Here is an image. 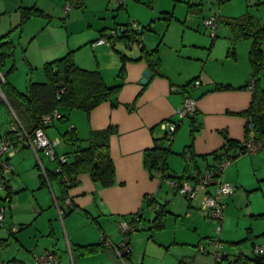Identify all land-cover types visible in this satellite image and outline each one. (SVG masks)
<instances>
[{
  "label": "crops",
  "instance_id": "0c3cea01",
  "mask_svg": "<svg viewBox=\"0 0 264 264\" xmlns=\"http://www.w3.org/2000/svg\"><path fill=\"white\" fill-rule=\"evenodd\" d=\"M51 1L57 3L56 0H49V4ZM65 1L60 0L59 7L63 13ZM71 1L76 10L73 9L66 14L69 20L64 25L66 31L63 37L56 42L40 46L41 53L33 58L29 57V61L32 65L44 67L45 63L74 51L78 66L98 71L107 86L118 88L109 100L99 104L89 115L86 113L78 115L79 121L70 118L68 124L59 125L57 131H47V128L56 123L55 119L45 128V132L49 139H58L59 143L56 146L58 154H70L76 146L64 140L63 133L66 130L74 127L80 138L78 144L85 147L88 145L87 139L91 131L115 128L116 132L110 138L109 154L115 163L116 180L114 185L104 187L89 173H80L76 176V181L65 191L57 178H45L43 183L42 172H39L37 177L35 175L32 177L34 188H30L24 180L18 181L17 187H14L17 183L15 169L26 171L27 167L34 163L32 156L36 155L30 146L20 147L19 151L22 150L17 152L15 158L13 157V174L6 176L7 195L0 200V207L6 201L9 204L13 201L15 204L0 221V227L6 231L0 232V264H33L39 254L49 251L56 254L58 264H68V257L71 264H121L113 245L102 243L101 238L103 236L110 238L112 244L120 241L122 233L117 229L125 222L139 225L140 228L136 231L146 230L150 233L149 236L155 239V232L163 231L171 221H174L176 227L174 243L196 247L202 238L211 237L213 234L214 221L202 216L201 206L204 195L213 192L214 187L200 191L191 200L182 197L169 185V179L163 178L160 169L150 171L145 166V151L153 148L158 142L161 146L169 147L171 153L167 157L168 172L179 176L192 175L196 170L204 171L209 164H213L211 153L223 147L227 140L242 141L246 138L247 117L242 112L249 108L253 98L255 88H249L252 80H255L256 85V79L253 78L254 69L250 62L252 39H235L233 30L222 20L250 15L264 22V0H249L250 3L254 2L250 5L253 6L252 10H244L245 12L238 16L218 18V23H223L229 31L219 27L222 24H217L214 30L206 26L211 32L212 44L221 33L231 37L228 56H231L234 65L228 63L226 73H221V76L216 78L207 71L208 66L205 62L202 68L194 67L190 70L185 68L176 73V60L180 55L176 49V42L165 37L171 24L169 17H172L173 13L168 9L163 8L161 11L168 14L163 17L167 22V29L163 34L154 32L151 23L143 27L144 50L157 49L160 57L158 70L152 71L148 61L142 57L143 49L139 46H128L127 40L118 39L111 47L92 46V43L108 30L128 23L131 19L129 10L133 5L116 7L111 0ZM152 1L148 0L149 3ZM40 2L41 0H19L17 3L18 27L21 23V7L35 6L44 13V16L32 17L23 25L24 32H30L31 35H37L38 28L33 26L39 23L43 25L48 19L39 20L37 17H52L51 8L44 7ZM122 8L126 10L127 21L122 17ZM47 23L43 26V31L51 20L48 19ZM79 26L84 28L83 32L77 28ZM198 46L207 47L206 44ZM197 59L203 61V58ZM206 59H212L210 53ZM147 69L151 71V76L146 83H142L143 73ZM0 71L4 73L6 82L17 88L16 81L8 78L2 67ZM260 74L257 84L262 87ZM195 80H200V84L190 86V82ZM38 81L43 82L41 79ZM183 86H187L190 96L197 99V112L194 118L181 121L174 135L170 136L160 124L166 120H177V111L182 107L185 96L176 88ZM2 98L5 99L4 95ZM7 105L14 119L15 114L9 104ZM187 120L190 136L188 129L184 128L186 137L182 149L176 145V141L179 139L178 133L183 122ZM16 124V121L10 122L9 127ZM192 129L194 146L190 150L187 147L192 142ZM7 132H0V143ZM254 135L256 133L253 130L249 132V136ZM192 152L195 158H192ZM178 153H184L186 162L182 172L174 170L177 169L175 154ZM42 155L47 157L40 152L41 163L37 160L36 166L42 168L44 172V168L53 170L56 162L47 157L50 164L46 167ZM203 155H207V159H203ZM237 160L239 159L227 167L223 175L224 181L235 185V191L225 200L227 216L222 240L239 245L249 239L253 247V242L257 238L264 239V219H254L264 218V146L252 157L255 170L260 167V174L252 186L246 185L241 179V165ZM30 189L32 195L29 193ZM250 190L262 192V195L260 193L256 196L257 205L253 204L252 195L250 206L244 204L241 199ZM24 192L28 193L32 200L24 202L23 197H27L24 196ZM148 196H152L153 200L148 201ZM66 198H71L72 206L67 205ZM244 207L246 208L243 209ZM59 208L63 210L62 215ZM250 215L253 218L250 219L248 235L237 236L235 223L242 217ZM13 227H17L18 231H11ZM133 244L131 263L148 264L146 249L140 256L141 251L139 253V245L137 240L134 241V237ZM7 247L14 252H9ZM245 253L250 252L249 250L243 252L239 248L233 255L238 257ZM230 255L231 253L226 260Z\"/></svg>",
  "mask_w": 264,
  "mask_h": 264
},
{
  "label": "rangeland",
  "instance_id": "374dc122",
  "mask_svg": "<svg viewBox=\"0 0 264 264\" xmlns=\"http://www.w3.org/2000/svg\"><path fill=\"white\" fill-rule=\"evenodd\" d=\"M18 2L19 0H0V35L9 33L15 45V51L13 56L5 60L2 66V70H4L8 78H13L16 81L17 83L16 87L18 88V90L24 92L26 91L27 86L31 81L40 82L38 80L41 79L42 81H44L46 79L43 67L40 66L38 67V65L35 64L32 65L31 62L29 61V57L33 58L37 56L39 53H41L40 46L56 42L58 39L63 37L62 35L66 31L64 25L69 20V17H67L66 14L73 9L76 10V7L74 6L71 0H66L64 2V13L66 12L65 11L66 4L72 3V8L69 12H66L64 14L59 7L61 6L60 0H56L57 3L51 1V4H49V0H41L40 2L41 5H43L48 9L51 8L52 17L50 18L37 17V19L46 20L48 18L51 20V23L47 26L45 31H43V26H46L48 24L47 23L48 19L46 20V22L43 23V25H40L39 23L37 24V26H33L34 28L36 27L38 28L36 32L37 35H31L30 32H26V31L24 32L23 30L24 27L23 28H21L20 26L18 27L17 25L18 23H16L17 17L19 18V13H17ZM111 3L116 7H118L116 0H111ZM126 4L133 5L131 10H129L131 19L128 22L134 21L140 27H144L149 23H151L154 28V32H157L159 34H163L167 29L166 28L167 22L163 17L164 16L166 17V15L168 14L162 13L161 11L164 8V9H168L169 12H173L171 14L172 17H169L171 20L169 22H171V24L170 27H168V31L165 37L170 38V40L176 42V49L178 50L180 55V57L176 60V73H178L181 69H185V68H187L188 70L194 67L202 68V66L204 65L203 62H205V65L208 66L207 71L216 78V77H220L221 73H226L229 67L228 63H232V65H234L230 59L231 56H228L229 55L228 48L231 42L230 41L231 37H229L224 33H221V35H219V37L216 39L214 44H212L211 32L209 29H206V25L204 24V21L212 17L221 18L228 15L238 16L239 14H242V12H245L244 10L247 9L252 10L253 6L250 5L254 4V2L250 3L249 0H153L151 3H149L148 0H141V1L127 0ZM122 11H123L122 12L123 14L121 13L122 17L125 21H127L126 10L122 8ZM218 25L223 29H227V30L229 29L227 28V26L223 25V23H218ZM77 28L82 30V32L84 30V28L82 29V26H79ZM153 35H156V33H153ZM195 43L196 45H194ZM197 44L198 45L206 44L207 47L204 48L198 46ZM209 53L212 56V59L210 60L206 59V56ZM197 58H203V61ZM260 73H261L260 74L261 85L264 88V70H262ZM0 95L1 97H3L2 91ZM8 108L9 107L7 104H2V103L0 104L1 133H6L8 130H10L9 127L10 122H14L13 116L8 111ZM59 112L63 116L67 117V119L61 121L56 119L57 120L56 123L50 126L49 128H47V131L49 132L57 131L56 128L59 125L68 124L70 118L71 119L74 118L77 121H79L78 115H84L85 113L82 110H78V109L70 111L65 107H60ZM177 117L178 118L175 121H178L180 119L179 116ZM188 121L189 120H187L185 123L183 122L179 130L178 133L179 139L176 141L177 146L182 147L184 144L183 140L184 137H186L184 136V128L188 129V136H190L189 135L190 128ZM179 122L180 121H178V123ZM175 155H176L175 166H177V169L174 170L178 172H182L183 169L186 167V162L184 160L183 153H178ZM254 155L240 156L238 158L239 160H237L238 163L241 165V170H242L241 179L248 186H252L253 182H255L257 179L256 177L258 176V174H260V167H257L255 170V168L252 165V157ZM13 157L10 159L12 170L10 173L7 174V176L13 174L12 172L14 166ZM32 157L34 159V163L31 165V167H27L26 171H17L15 169L14 176L17 183L14 187H17L18 181L24 180L27 184H29L30 188H34L32 187L34 184L32 177L33 175L37 177L39 172L40 173L42 172L41 170L42 168L40 167L38 168L36 166V164L38 163L37 156L33 155ZM42 159L45 162V166L49 167L50 164V162L48 161L49 159L47 157L45 158V156L43 155H42ZM0 165H1V160H0ZM36 167L39 171L36 169ZM224 172L222 174V178ZM22 193L23 191L21 192V194ZM29 193L32 195L31 189L29 190ZM260 193L262 195L261 190H252V191L250 190L246 192L245 196H242L241 199L244 204L250 206L249 204V202L251 201L250 196L252 195V202L254 205H257L256 196L260 195ZM5 195H7V188L5 186H2L0 183V200ZM28 195H29L28 193L24 192V196H27V197H23L24 202H28L29 200H32L31 197H28ZM50 198H52L51 194H50ZM11 203H12L11 204L12 207L9 206L10 204L7 201L2 203L3 205L0 207V215L3 214L2 212L3 208H5V212H4L5 216L8 214V212H10L11 209L14 208L15 206L14 202L12 201ZM245 208L246 207H244L243 209ZM202 216L205 217L203 213ZM226 216L227 213H225V221H226ZM252 218L251 215L247 217L244 216L240 219L239 222L237 221L235 223L236 225L235 233L237 234V236L248 235L247 231H248V227H250L249 224L250 219ZM254 219L260 220L264 218L260 217L258 219L257 218ZM225 221H224L223 231L225 228ZM175 229H176L175 222L171 221L168 227L165 228L163 231L158 230L157 232H155V239L151 238L149 236L150 233L147 232L146 230L133 231L129 235L133 245V252H134L133 237H134V241L137 240L139 245V253L141 251L140 256H142V252L146 249V259L148 258V264H236L235 262L236 257L233 254H235V252H237L239 248H241L243 252L249 250L250 253L248 255L251 256L253 255L251 253L252 242L248 241L249 239L245 242H242L241 244L239 243V245L235 243L233 244L231 241L227 242L222 240L223 231L222 233H218L217 224L215 221L213 222V234L211 237L221 238V240L225 245L226 252L231 253L228 260H225L220 263H216L213 258L212 252L214 251L215 248L213 245L209 244L210 237L202 238L196 247L182 243H177V242L174 243V238H176ZM117 230L120 233H122V239L118 242H114L115 244H119L123 240L127 239V236L124 234L121 228L119 229L118 227ZM0 232L3 233L6 231L2 227H0ZM144 233H148V234H144ZM263 241L264 239H262V237H259L255 240L257 244H263L264 243ZM202 242L206 243L211 253L205 254L204 252H200L199 244ZM8 249L9 252L11 251L12 253L14 252V250L10 249V247H7V250ZM68 264H71L69 257H68Z\"/></svg>",
  "mask_w": 264,
  "mask_h": 264
},
{
  "label": "trees",
  "instance_id": "16d2710c",
  "mask_svg": "<svg viewBox=\"0 0 264 264\" xmlns=\"http://www.w3.org/2000/svg\"><path fill=\"white\" fill-rule=\"evenodd\" d=\"M20 12V27H23V25L32 17L44 16L42 10L35 6L21 7ZM222 22H225V24L233 30L235 39H252L250 62L254 69L253 78L256 79V85L250 106L242 113L247 118L252 119L251 125H249V123L246 124V138L252 137L249 136V132L253 130L256 133L254 138L260 139L264 142V88L257 84V81L259 80L258 75L264 70V22H261L250 15H243L237 18H226L223 19ZM128 31L129 34L125 33L124 35H121L119 39H132L135 33L130 28H128L127 32ZM142 49V57L148 61L152 71L158 70L157 68L160 66L158 50L154 49L152 51H145L144 47H142ZM14 51L15 45L10 34L7 33L1 35L0 68L3 66L7 58L13 56ZM232 53L234 52L232 51ZM43 70L46 76L45 81H31L24 92L18 90L9 82L3 83L0 81V89L5 97L4 99L0 95V104H9L15 114L14 121L17 123V131H8L6 135H11L12 140H15V143H22L21 147L29 146L25 135H29L30 138H33L37 128L42 127L45 129L48 126L42 123L45 115L51 114L54 111H59L60 107H65L70 111L75 109L82 110L89 115L95 107L104 101L109 100L118 88L107 86L98 71L86 70L78 66L74 58V51H70L61 58L45 63ZM192 82H190V84ZM228 87L229 86H224V88ZM194 116L189 118H194ZM66 119L67 117L61 114L59 120ZM180 123H178V128ZM115 132L116 130L113 127L93 130L87 139L88 145L81 147L78 144L80 138L76 129L72 127L66 130L63 133L64 140L69 144L76 146V149L70 154H65L68 157L67 162L56 163V167L53 170H47L44 168L45 172L42 171L41 173L44 180L43 183L45 182V178H57L66 191L76 181V176L78 174L89 173L95 181L100 182L104 187L114 185L116 180V167L109 154V148L111 135ZM193 140L194 130L192 129V142L187 147L190 150H192L194 146ZM237 147H239V141L227 140L222 148L211 153L214 163L211 165L209 164L207 167H216L222 154H230L233 161L236 160L240 157L236 155ZM170 153L171 150L169 147L161 146L158 142L153 148L145 151V166L150 171L153 169H160L163 173V178L165 179L189 178L191 176L190 174L179 176L168 172L169 166L167 164V157ZM192 158H195L193 152ZM10 159L11 158L8 160L10 161ZM203 159H207V155H203ZM57 168H60V171H58ZM66 177L68 178V183H66ZM5 181L4 186L7 187L6 177ZM138 215L139 214L137 213L136 216L138 217ZM136 219L139 220L138 218ZM135 226L137 230H139V225ZM160 227L161 225L159 228ZM254 245H256L255 242H253V246ZM242 258L245 260L246 264H264V256L261 255H244Z\"/></svg>",
  "mask_w": 264,
  "mask_h": 264
},
{
  "label": "built area",
  "instance_id": "2783aa9c",
  "mask_svg": "<svg viewBox=\"0 0 264 264\" xmlns=\"http://www.w3.org/2000/svg\"><path fill=\"white\" fill-rule=\"evenodd\" d=\"M127 0H116L119 7H125ZM141 1V0H138ZM72 8V3H68L65 5V11L69 12ZM204 24L207 27L212 28L213 30L217 27L218 19L215 17L209 18L204 21ZM128 28H130L134 33V37L132 39L127 40V44L130 47L139 46L142 48L144 46V37H143V27H140L137 23L128 22L124 25H118L108 32L104 33L101 37L96 39L93 42V46L104 45L111 47L116 41L119 39L121 35L127 32ZM0 81L5 83L6 78L2 71H0ZM200 80L193 81L190 86H198L200 84ZM250 89L255 88V80L249 85ZM180 92L184 93V103L180 109H178L177 114L180 117L178 121H183L191 116H194L197 112V99L190 96L187 87H178L176 88ZM61 113L59 111H54L51 114L45 115L43 117L42 123L44 125L51 124L55 119H60ZM178 121L166 120L160 124V127L165 130V132L173 136L178 128ZM179 122V123H180ZM251 125L252 119L247 118V124ZM9 131H17V126L13 125L10 127ZM26 140L29 143V146L35 152L39 162L41 163L39 153L43 152L49 159L56 163H65L68 161V157L65 154H58L56 151V146L59 143L57 140H51L47 136L45 129L39 127L35 130L33 138H30L29 135H25ZM23 138V137H22ZM22 143H15V140H12L11 135H5L0 143V160H1V172H0V183L3 186L5 181V177L12 170L11 162L8 160L12 158L20 149ZM264 146V142L260 139L249 137L245 138L242 141H239V147L236 149V155L244 156V155H254L261 151ZM222 148V147H221ZM233 162V158L230 154L225 155L222 154V157L219 159L216 167H206L204 171L196 170L192 173V175L187 179H169V185L175 189L180 195H182L186 199H193L197 196V194L206 190L209 187L213 186L214 191L211 193H206L202 200L201 211L202 213L214 220L217 224L218 233H222L225 221V213L227 204L225 200L232 196L235 191V186L227 181H224L222 178V174L225 169ZM43 167V166H42ZM60 171V168H57ZM66 183H68V178L66 177ZM148 200H153L152 196L147 197ZM66 203L68 206H72L73 202L71 198H66ZM12 203H10V207ZM60 214H63V210L59 208ZM3 214L0 215V221L4 219L5 208L2 210ZM121 230L127 236L126 240H123L119 244H112L110 238L103 236L101 238L102 243H108L109 245H113L116 250L117 257L121 260V264H132L130 257L133 252V245L130 239V233L136 231L137 228L135 225L130 223H122L120 226ZM13 232H17L18 228L13 227L11 229ZM209 244L214 246V251L212 252L213 258L216 263H220L225 261L228 258L229 253L225 250V245L221 238L219 237H210ZM200 252H204L205 254L211 253L208 249L205 242L199 244ZM251 253L253 255H261L264 256V245L256 244L252 247ZM249 253H245L236 257V264H246L245 260L242 257L244 255H248ZM33 264H58V259L56 254L53 251L44 252L39 254L35 262Z\"/></svg>",
  "mask_w": 264,
  "mask_h": 264
},
{
  "label": "water",
  "instance_id": "95a60500",
  "mask_svg": "<svg viewBox=\"0 0 264 264\" xmlns=\"http://www.w3.org/2000/svg\"><path fill=\"white\" fill-rule=\"evenodd\" d=\"M151 76V71L150 70H145L143 73V78H142V83H146Z\"/></svg>",
  "mask_w": 264,
  "mask_h": 264
}]
</instances>
